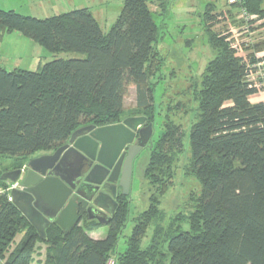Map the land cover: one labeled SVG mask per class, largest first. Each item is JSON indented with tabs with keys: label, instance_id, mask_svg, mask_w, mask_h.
<instances>
[{
	"label": "trees",
	"instance_id": "16d2710c",
	"mask_svg": "<svg viewBox=\"0 0 264 264\" xmlns=\"http://www.w3.org/2000/svg\"><path fill=\"white\" fill-rule=\"evenodd\" d=\"M156 1L157 15H162L166 0H125L107 33L88 8L44 19L0 8V44L5 34L19 32L53 54L79 55L56 58L36 71L0 66V156L28 160L66 144L82 126L120 123L132 88L137 95L133 115L153 123L150 79L164 62L158 49L161 31L151 10ZM233 6L264 20L263 0ZM212 10L205 13L207 22L224 16ZM207 31L216 56L196 91L199 107L187 169L199 180L201 193L188 216L190 231L162 225L161 200L175 185L176 159L184 150L182 126L167 116L144 172L149 206L135 219L125 250L117 252V246L131 220L130 199L121 195L106 225L85 216L66 234L52 224L42 239L47 247L41 264H107L112 257L116 264H264V102L250 100L264 91V80L257 88L249 79L258 72L254 64L264 62V56L256 58L264 50V36L248 47L253 51L247 57H239L230 34ZM6 171L0 169V258L5 264H34L41 238L9 194L1 193L7 189L1 179ZM152 223L153 234L143 247ZM102 226L107 228L103 240L89 236Z\"/></svg>",
	"mask_w": 264,
	"mask_h": 264
},
{
	"label": "rangeland",
	"instance_id": "374dc122",
	"mask_svg": "<svg viewBox=\"0 0 264 264\" xmlns=\"http://www.w3.org/2000/svg\"><path fill=\"white\" fill-rule=\"evenodd\" d=\"M124 1L0 0V8L40 19L75 9L88 8L102 30L107 33L120 15ZM166 1L167 11L162 15H157L161 11L159 3L156 1L151 4V10L156 13L155 21L159 25L162 35L158 49L164 62L161 70L150 79L154 86L153 135L150 143L140 152L134 163L129 195L131 220L128 221L123 236L119 240L118 251L126 248V236L131 233L135 219L149 206L148 181L144 177V172L149 163L152 146L162 134L163 123L167 116L182 126L184 150L176 159L175 185L161 200L159 208L164 213L162 225L165 228H172L173 231L180 228L181 231H190L188 216L194 209L195 200L201 193L199 180L187 169L191 159L190 132L192 125L197 120L199 107L196 91L200 89L201 74L208 62L216 56V52L209 44L207 29L210 27L211 31L227 32L230 34L229 36H234L232 32L240 29L238 34L243 33V35L233 38L232 42L234 41L233 45L240 47V54H244L245 57L253 51L248 47L258 43L261 36H264V26L262 25L264 20H259L257 23H251V21L247 24L243 18V9H238V6L234 7L230 0ZM209 7L213 9V15L223 12L224 16H218L213 21L207 22L205 13ZM257 20L255 18V21ZM252 24H255L256 27V29L253 28V31H256L257 28L260 31L247 33V30L252 29L253 26L250 27ZM21 40L26 41V44H23L24 42L22 43ZM47 55L51 57H47ZM72 57H79V55L67 52L53 54L19 32L5 34L0 44V66L7 70H13L16 66H20L26 70L36 71L45 63L56 58L68 59ZM249 79L259 83L258 75ZM258 94L250 98L252 103L264 102V91L261 90ZM136 105V88H132L125 100V115L122 121L130 117H141V115H133ZM32 158L15 160L0 156V169L12 171L19 163H23L22 169H25ZM6 183L8 186L11 182L6 181ZM155 225L156 223H152L150 226L147 237L143 240V247L148 245Z\"/></svg>",
	"mask_w": 264,
	"mask_h": 264
},
{
	"label": "water",
	"instance_id": "95a60500",
	"mask_svg": "<svg viewBox=\"0 0 264 264\" xmlns=\"http://www.w3.org/2000/svg\"><path fill=\"white\" fill-rule=\"evenodd\" d=\"M152 135L146 116L103 127L85 125L66 144L1 179L20 185L11 192L13 203L41 239L52 224L68 234L85 216L106 225L118 198L130 195L135 160Z\"/></svg>",
	"mask_w": 264,
	"mask_h": 264
},
{
	"label": "crops",
	"instance_id": "0c3cea01",
	"mask_svg": "<svg viewBox=\"0 0 264 264\" xmlns=\"http://www.w3.org/2000/svg\"><path fill=\"white\" fill-rule=\"evenodd\" d=\"M257 22H259V20H257L255 23H257ZM253 26V27H252ZM250 27H252V29H249V30H247V33H254V32H258V31H260L258 28H257V30L255 31H253V28L255 27V24L254 25H251ZM255 29H256V27H255ZM240 29H237L235 32H232L233 34H234V36H232L231 35V37H230V39H233V38H237V36L238 37H240V36H242L243 35V33H240V34H238V31H239ZM22 41V43L23 44H26V41H23V40H21ZM43 52V51H42ZM241 55H244V54H241ZM256 55H258L259 56V58L260 57H263L264 56V50L262 51V52H259V53H256ZM47 57H51L50 55H47ZM240 57H242V56H240ZM42 64V63H41ZM40 64V65H41ZM16 68H20V66L18 67V66H16ZM7 69V68H6ZM15 69V68H14ZM20 69H24V68H20ZM26 70V69H25ZM256 95H259V94H256ZM264 95V94H263ZM255 96V95H254ZM257 103V102H256ZM23 235H24V233L23 234H19L16 238H15V241L13 242V244H12V250L15 248V246L20 242V240L22 239V237H23ZM106 235H107V228L106 227H104V226H102V227H99L98 229H96V230H94V231H92V232H89V236L91 237V238H93V239H95V240H103L105 237H106ZM46 247H47V244L46 243H44L43 242V240L42 239H39V241L37 242V253H36V255H35V263L34 264H41L43 261H44V253H45V251H46ZM11 250V251H12ZM124 250H125V248H124ZM124 250H122V251H118L117 250V252H123ZM0 264H5V260H3V259H1L0 258Z\"/></svg>",
	"mask_w": 264,
	"mask_h": 264
},
{
	"label": "built area",
	"instance_id": "2783aa9c",
	"mask_svg": "<svg viewBox=\"0 0 264 264\" xmlns=\"http://www.w3.org/2000/svg\"><path fill=\"white\" fill-rule=\"evenodd\" d=\"M230 2L232 3V5H239V4H243L244 3V0H230ZM243 9V10H242ZM242 13H243V18H244V21L248 24L250 23L251 21L255 20V16L251 15L250 13H248V11L245 9V8H242ZM234 42V41H233ZM233 42H232V47L237 51V56H242V57H245V55H241L240 54V47L238 48V46L236 45H233ZM256 58H259L258 55H256ZM255 67L258 69V72L256 74V76L258 75L259 77V83H256L255 84V87L257 88H261L263 87V80H264V62H258L256 64H254ZM253 65V66H254ZM261 86V87H260ZM20 188V185L19 184H16V183H10L8 186H7V189L5 191H1V193H5L7 192L9 194V197H8V200L9 201H13V197L11 195V192L12 190L14 189H18ZM107 264H116V260L115 258H110L107 262Z\"/></svg>",
	"mask_w": 264,
	"mask_h": 264
}]
</instances>
